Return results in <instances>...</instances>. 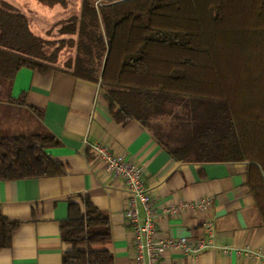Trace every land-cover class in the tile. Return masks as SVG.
<instances>
[{"label": "trees", "instance_id": "1", "mask_svg": "<svg viewBox=\"0 0 264 264\" xmlns=\"http://www.w3.org/2000/svg\"><path fill=\"white\" fill-rule=\"evenodd\" d=\"M94 1L80 5L72 74L99 85L117 124L139 123L174 160L246 163L264 225V0ZM20 68L52 69L0 49V84ZM58 145L44 129L0 133V181L63 175L46 153ZM16 226L0 212V250ZM60 237L62 264H114L109 218L88 199L69 203Z\"/></svg>", "mask_w": 264, "mask_h": 264}, {"label": "crops", "instance_id": "2", "mask_svg": "<svg viewBox=\"0 0 264 264\" xmlns=\"http://www.w3.org/2000/svg\"><path fill=\"white\" fill-rule=\"evenodd\" d=\"M81 2L74 5L78 16ZM68 4L69 0H0V49L52 67L46 73L20 68L10 86L0 84V133L46 130L59 143L46 153L64 166L57 177L0 181L1 215L17 223L10 245L0 250V264H62L69 247L61 240V223L68 217L69 203L82 204L84 199L109 218L111 239L104 248L113 254L114 264H133L124 216L129 194L89 150L88 144L94 143L143 168L142 180L154 201L161 236L207 240L206 224H213L218 248L196 257L166 252L161 264H264L235 252L224 255L219 249L264 252V225L246 189L248 165L179 162L139 123L117 124L99 85L72 74L78 21L51 22L66 15ZM53 27L55 40L49 32ZM54 45L60 49L54 50ZM53 55L63 56L56 60ZM8 96L23 104L9 102ZM204 198L210 200L206 213L169 210Z\"/></svg>", "mask_w": 264, "mask_h": 264}, {"label": "built area", "instance_id": "3", "mask_svg": "<svg viewBox=\"0 0 264 264\" xmlns=\"http://www.w3.org/2000/svg\"><path fill=\"white\" fill-rule=\"evenodd\" d=\"M89 150L100 161L107 172L120 179L129 194L125 204L124 216L128 223L132 246L133 264H161V258L166 252H176L182 255L196 257L208 249H216L214 244L213 224L207 223L208 239H189L186 237L170 238L161 236L157 229V211L150 194L143 183V168L125 160L124 156L113 152L106 146L98 143L88 144ZM210 207L208 198L199 199L192 203H179L169 210L180 212L185 209L206 213ZM142 212V215H141ZM224 255L235 252L253 259L264 261V252L253 251L249 248L234 249L231 247L219 248Z\"/></svg>", "mask_w": 264, "mask_h": 264}, {"label": "rangeland", "instance_id": "4", "mask_svg": "<svg viewBox=\"0 0 264 264\" xmlns=\"http://www.w3.org/2000/svg\"><path fill=\"white\" fill-rule=\"evenodd\" d=\"M114 1V0H113ZM75 2H77V0H69V4H68V6L67 7H69V10H68V12L66 13V15L63 17V18H60L59 20H57L58 18H54V19H52L51 20V22L53 23L54 22V24H55V22H56V24H59V23H64V25L66 24V23H68L69 25H72L73 23H75L76 21H79V16L77 15V11H76V6H74L75 5ZM96 4L97 3H99V2H108V0H95L94 1ZM63 4V6L66 8V4H65V2H63L62 3ZM57 20V21H56ZM58 22V23H57ZM55 24V25H56ZM50 35L52 34L54 37V40H55V33L57 32V29H55V27H53L50 31ZM54 33V34H53ZM54 50H56L57 48H59L60 49V45H54ZM47 56H51V55H47ZM53 56H55V58H56V60H59V59H61V57L63 56V55H53ZM58 58V59H57ZM158 122H160L161 123V120L160 119H158L157 120ZM159 123V124H160ZM162 124V123H161Z\"/></svg>", "mask_w": 264, "mask_h": 264}, {"label": "water", "instance_id": "5", "mask_svg": "<svg viewBox=\"0 0 264 264\" xmlns=\"http://www.w3.org/2000/svg\"><path fill=\"white\" fill-rule=\"evenodd\" d=\"M108 1H113V0H108Z\"/></svg>", "mask_w": 264, "mask_h": 264}]
</instances>
